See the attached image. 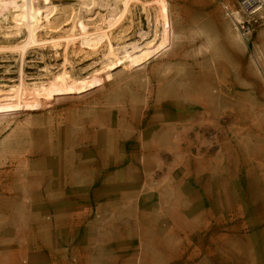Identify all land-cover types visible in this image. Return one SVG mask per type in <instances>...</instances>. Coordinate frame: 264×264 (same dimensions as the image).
Here are the masks:
<instances>
[{"label": "rangeland", "instance_id": "1", "mask_svg": "<svg viewBox=\"0 0 264 264\" xmlns=\"http://www.w3.org/2000/svg\"><path fill=\"white\" fill-rule=\"evenodd\" d=\"M238 3L0 0V264H153L155 218L164 264H264V5Z\"/></svg>", "mask_w": 264, "mask_h": 264}, {"label": "crops", "instance_id": "2", "mask_svg": "<svg viewBox=\"0 0 264 264\" xmlns=\"http://www.w3.org/2000/svg\"><path fill=\"white\" fill-rule=\"evenodd\" d=\"M119 175H114L112 178H109L108 181L106 182H101V189L98 191H95L94 193H90L92 196L91 198H104V199H116V198H121L124 197L129 193V190L132 185V179H119ZM121 184L119 188L115 187V184ZM99 184H96L97 186ZM72 188H66L64 189V195L69 196L72 192ZM89 194V195H90ZM83 195V194H82ZM157 222V218L154 219L152 222V227L150 228V240L145 239V242L148 244L149 247H151V241L154 239H161V240H169V243L167 246L162 250V249H157V248H150L151 251L155 254L152 258L154 260L153 264H164L168 262V260H172L176 255L177 250L179 249V244H178V233H177V228H167V227H162L159 228ZM176 227V225H175ZM180 237V236H179ZM131 238V237H130ZM35 248V247H34ZM145 264H149V258L144 259Z\"/></svg>", "mask_w": 264, "mask_h": 264}, {"label": "built area", "instance_id": "3", "mask_svg": "<svg viewBox=\"0 0 264 264\" xmlns=\"http://www.w3.org/2000/svg\"><path fill=\"white\" fill-rule=\"evenodd\" d=\"M238 4L243 15L249 18L256 12L258 7L264 5V0H239ZM240 27L243 29V24Z\"/></svg>", "mask_w": 264, "mask_h": 264}]
</instances>
